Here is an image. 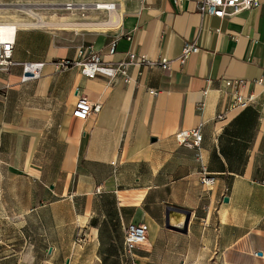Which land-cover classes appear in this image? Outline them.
<instances>
[{"label":"crops","instance_id":"1","mask_svg":"<svg viewBox=\"0 0 264 264\" xmlns=\"http://www.w3.org/2000/svg\"><path fill=\"white\" fill-rule=\"evenodd\" d=\"M27 1L46 25L18 27L13 60L45 65L0 71V264H264V0L224 19L203 0ZM81 47L170 69L57 72ZM234 92L252 103L232 110ZM81 96L100 113L74 118ZM195 129L198 149L179 144ZM130 224L148 228L133 257Z\"/></svg>","mask_w":264,"mask_h":264},{"label":"built area","instance_id":"2","mask_svg":"<svg viewBox=\"0 0 264 264\" xmlns=\"http://www.w3.org/2000/svg\"><path fill=\"white\" fill-rule=\"evenodd\" d=\"M261 6L260 0H203L199 4V11L202 15L224 19L227 16H236L242 12L249 11ZM15 39L12 41L0 42V71L7 70L10 67H21L22 73L20 76L21 82L29 83L37 81L41 78L44 70V63H17L14 62ZM199 51L196 45L186 44L182 52V60L191 54ZM109 54H115V45L110 46ZM79 60H61L55 63L57 72L68 70L74 67H79L84 76L89 79H94L98 76H104L110 81L117 78L118 75H123L125 70L130 66H157L170 69L168 62H158L149 60L145 56H139L134 53L126 54V57L116 63L106 62L103 60L102 55L94 50L86 51L81 47L77 51ZM238 86H244V81H236ZM155 94V93H154ZM253 101L252 97L246 98L238 92L231 95V108L232 110L244 109ZM101 111V105L98 103L90 102L86 97L81 96L74 108V118L85 121L92 115H97ZM178 142L184 145L189 138H193V146L197 149L202 142V136L198 129L192 130L187 133L178 134ZM198 158L201 159L200 154ZM201 181L205 186H209L214 182L213 176L209 173L202 171ZM148 235V228L145 224H130L125 230L124 244L126 252L129 256L133 257L135 251L145 244ZM131 264H137L132 260Z\"/></svg>","mask_w":264,"mask_h":264},{"label":"rangeland","instance_id":"3","mask_svg":"<svg viewBox=\"0 0 264 264\" xmlns=\"http://www.w3.org/2000/svg\"><path fill=\"white\" fill-rule=\"evenodd\" d=\"M13 23H17L20 27L46 25L44 6H40L37 1L0 0V24Z\"/></svg>","mask_w":264,"mask_h":264},{"label":"bare ground","instance_id":"4","mask_svg":"<svg viewBox=\"0 0 264 264\" xmlns=\"http://www.w3.org/2000/svg\"><path fill=\"white\" fill-rule=\"evenodd\" d=\"M18 27H20V26L17 25V23L0 24V42L1 41H12V40H14L16 32L18 30Z\"/></svg>","mask_w":264,"mask_h":264},{"label":"water","instance_id":"5","mask_svg":"<svg viewBox=\"0 0 264 264\" xmlns=\"http://www.w3.org/2000/svg\"><path fill=\"white\" fill-rule=\"evenodd\" d=\"M185 231H187V230H185Z\"/></svg>","mask_w":264,"mask_h":264}]
</instances>
